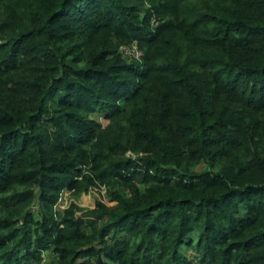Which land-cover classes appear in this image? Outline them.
Wrapping results in <instances>:
<instances>
[{
  "label": "trees",
  "instance_id": "16d2710c",
  "mask_svg": "<svg viewBox=\"0 0 264 264\" xmlns=\"http://www.w3.org/2000/svg\"><path fill=\"white\" fill-rule=\"evenodd\" d=\"M0 264H264V0H0Z\"/></svg>",
  "mask_w": 264,
  "mask_h": 264
},
{
  "label": "rangeland",
  "instance_id": "374dc122",
  "mask_svg": "<svg viewBox=\"0 0 264 264\" xmlns=\"http://www.w3.org/2000/svg\"><path fill=\"white\" fill-rule=\"evenodd\" d=\"M217 105V102L215 103ZM90 118L94 119L95 121H97L102 127H105L108 124L107 119L101 117L100 115L96 114V113H92L89 115ZM194 169H200V170H206V166L205 164H195L194 165ZM74 203L75 205H77L78 207H92L93 205V198H92V194H79V196H72L69 194V192L67 190H62L59 194V198L55 204V209L57 212H61L63 208L67 207L69 203ZM51 255L49 253L46 254L45 256V260L50 259Z\"/></svg>",
  "mask_w": 264,
  "mask_h": 264
},
{
  "label": "built area",
  "instance_id": "2783aa9c",
  "mask_svg": "<svg viewBox=\"0 0 264 264\" xmlns=\"http://www.w3.org/2000/svg\"><path fill=\"white\" fill-rule=\"evenodd\" d=\"M118 51L123 57L127 58L138 59L140 56V51H138L134 43L120 46Z\"/></svg>",
  "mask_w": 264,
  "mask_h": 264
}]
</instances>
